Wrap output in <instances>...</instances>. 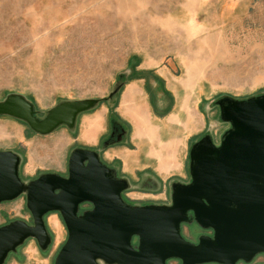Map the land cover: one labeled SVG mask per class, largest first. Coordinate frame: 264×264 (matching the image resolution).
Instances as JSON below:
<instances>
[{
	"label": "rangeland",
	"instance_id": "rangeland-1",
	"mask_svg": "<svg viewBox=\"0 0 264 264\" xmlns=\"http://www.w3.org/2000/svg\"><path fill=\"white\" fill-rule=\"evenodd\" d=\"M133 83L141 97L124 110L121 96ZM10 94L29 100L38 117L63 101L101 99L73 129L60 125L49 134L0 115V150L18 154L24 183L67 175L70 152L91 148L127 180V203L169 204L171 185L190 180L192 143L209 135L218 144L229 128L218 100L264 94V0H0V101ZM84 128L98 140L83 139ZM153 154L177 157L180 169L157 172ZM14 220L32 222L25 193L0 203V226ZM44 221L49 245L29 237L3 264H54L67 230L58 212ZM181 233L192 243L210 234L194 221ZM237 264H264V255Z\"/></svg>",
	"mask_w": 264,
	"mask_h": 264
},
{
	"label": "water",
	"instance_id": "water-1",
	"mask_svg": "<svg viewBox=\"0 0 264 264\" xmlns=\"http://www.w3.org/2000/svg\"><path fill=\"white\" fill-rule=\"evenodd\" d=\"M101 99L67 100L38 117L20 94L0 101V115L25 122L38 134L58 126L73 129L78 116ZM219 113L229 128L218 144L209 135L189 150V176L171 185L169 204L132 205L128 187L91 148L70 152L67 175L44 173L24 183L20 158L0 150V203L25 193L32 222L14 220L0 226V264L27 238L46 248L51 236L44 216L58 212L67 237L54 264H237L264 254V94L246 99L223 96ZM84 202L91 208L79 213ZM194 221L210 234L187 241L181 225Z\"/></svg>",
	"mask_w": 264,
	"mask_h": 264
},
{
	"label": "crops",
	"instance_id": "crops-1",
	"mask_svg": "<svg viewBox=\"0 0 264 264\" xmlns=\"http://www.w3.org/2000/svg\"><path fill=\"white\" fill-rule=\"evenodd\" d=\"M130 94L131 95L133 94V97L132 98H130ZM134 97H136V98H134ZM140 97H141V95H140L139 85L137 83L129 84L128 87L126 88L125 92L121 96L120 108H122V109L125 110L127 107H129V105L136 104V102L138 101L136 99H140ZM146 108H148V107L143 106V108H142L143 109L142 111H144L145 118L147 120L146 125H149L151 127H154V125L152 124V121H151V115L149 113V110L146 109ZM122 109L120 110V113H121V111H124ZM122 117L125 118L126 116L123 115ZM126 118H128L130 120V122H132V124L134 126H136V125L138 126L139 125L138 122L136 124H134V121H132V119H130L129 117H126ZM95 132L96 131L89 132L88 129H85L84 128V130L83 129L81 130L80 136L83 137V139H85L87 142L93 143V142H96L98 140L97 139L98 133H95ZM137 139H138V137H137ZM130 142L132 144H134L136 142L135 139H134V137H133V141H131V138H130ZM136 143L138 145L140 144L139 139H138V142H136ZM122 154L128 155L127 151H123ZM113 156L116 157V158H118V157H121V154H114ZM152 158L155 159V162H156V165H157L155 169L159 173H161V172H170L172 170V168H178V169H180V167H179L180 164L178 165V163H177L178 162L177 157H175L174 159H169L170 157H168V155L165 156L164 154H159V155L158 154L157 155L153 154L152 155ZM121 160H123V157H121ZM122 163H123V161H122ZM145 167H143V168H145Z\"/></svg>",
	"mask_w": 264,
	"mask_h": 264
},
{
	"label": "flooded vegetation",
	"instance_id": "flooded-vegetation-1",
	"mask_svg": "<svg viewBox=\"0 0 264 264\" xmlns=\"http://www.w3.org/2000/svg\"><path fill=\"white\" fill-rule=\"evenodd\" d=\"M85 203H86V204H89V205L91 206V203H89V202H84V203H82V204H85ZM82 204H81V205H82ZM87 209H89V208H87ZM206 230L209 231V232H211L210 229H206ZM260 254H263V253H260ZM257 255H259V254H257ZM257 255H256V256H257ZM263 255H264V254H263ZM256 256H255V257H256ZM255 257H254V258H255ZM254 258H253V259H254ZM239 262H244V261L239 260L237 263H239ZM216 264H217V263H216Z\"/></svg>",
	"mask_w": 264,
	"mask_h": 264
},
{
	"label": "bare ground",
	"instance_id": "bare-ground-1",
	"mask_svg": "<svg viewBox=\"0 0 264 264\" xmlns=\"http://www.w3.org/2000/svg\"><path fill=\"white\" fill-rule=\"evenodd\" d=\"M96 124V123H95ZM93 125V124H92ZM90 132V131H89Z\"/></svg>",
	"mask_w": 264,
	"mask_h": 264
}]
</instances>
